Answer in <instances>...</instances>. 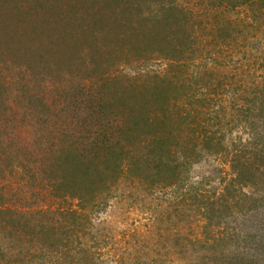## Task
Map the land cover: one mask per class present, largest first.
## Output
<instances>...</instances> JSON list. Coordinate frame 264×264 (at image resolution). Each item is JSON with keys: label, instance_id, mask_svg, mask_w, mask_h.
Wrapping results in <instances>:
<instances>
[{"label": "rangeland", "instance_id": "1", "mask_svg": "<svg viewBox=\"0 0 264 264\" xmlns=\"http://www.w3.org/2000/svg\"><path fill=\"white\" fill-rule=\"evenodd\" d=\"M179 4L185 16L166 29V3L148 0L140 50L115 61L100 45L86 44L79 59L58 52L65 42L53 35L70 13L61 3L42 12L40 28L55 29L48 41L43 29L33 37L57 62L0 53V204L36 225L23 251L33 264H244L251 255L264 264V0ZM137 97L179 144L161 151L149 129L130 131ZM108 138L118 168L93 173L99 184L81 183L75 197L57 184L49 171L59 153L107 154ZM2 225L13 261L16 240Z\"/></svg>", "mask_w": 264, "mask_h": 264}, {"label": "trees", "instance_id": "2", "mask_svg": "<svg viewBox=\"0 0 264 264\" xmlns=\"http://www.w3.org/2000/svg\"><path fill=\"white\" fill-rule=\"evenodd\" d=\"M51 1L53 2L52 8L50 4ZM147 1L148 0H112L111 3L110 0H85V2L82 0H0L1 56L3 57V60L6 59V61L9 59L13 61L16 57H18L21 58L20 62L22 60H25V62L27 61L29 63L32 61L33 64H35V62H39L45 66H50V64H47L48 60H50V63L52 61L57 62L55 59H50L52 56L51 47L50 45H47V41L50 36H48L45 32L47 29H49L47 32H50L51 30L54 32L55 29H52V27L43 29L40 28L39 24L43 23V18H45L44 15L46 13H51V11L55 12L56 8L54 7H57L60 3L62 6L61 8L59 7L58 12L67 11L69 9L70 13L64 14L63 17H65L66 20L62 19V21H60L59 24L61 26L60 28L56 29L53 35V43L56 42L59 45L61 40L65 42L62 45L60 44L62 49H60V45L58 46V52L66 53L67 55L73 56V58L79 59L78 57H81V49L87 44L88 46L92 47H96V45L106 47L107 53L104 57L110 54L111 50H116L118 54H113L111 57L108 56V61H115L119 59V52H123L125 55H127L129 52L137 53L141 48L140 43L142 37L140 35L143 34V28L147 26L146 22L150 20L148 16L151 15H148L149 12H147L145 9H142L141 11L142 6L146 4ZM150 1L155 2V0ZM163 1L166 3L167 9L163 12L162 24L163 27L167 29V26L174 24L173 21L176 18L185 16L182 13L185 9L181 4H179L180 0ZM229 1L231 3L234 1H249L251 4L256 2V0ZM110 4L113 6H110ZM148 5L151 6V4ZM66 6L68 8H66ZM132 8L135 11H130ZM143 8L145 7L143 6ZM43 11H46V13H42ZM58 12H56V14H58ZM131 12L135 13L131 14L129 17ZM135 14L137 17L131 20L130 18H132ZM40 19L42 22H38L41 21ZM42 26H44V24ZM40 29H43L41 33L47 39L45 46L37 44L33 39L35 34L38 33ZM82 37H85V40H83ZM8 38L10 42L6 40ZM56 38H58V40ZM93 39L95 41L97 39L102 41L101 43L87 42V40L90 41ZM89 52L90 54H92V52L95 54V52L99 53L100 50L91 48ZM46 58L48 60H46ZM169 82L171 83V81ZM168 84L165 81L163 82V86L168 87ZM158 95L160 100L157 103L161 102V99L166 100L167 105H165V107L170 108L169 98L167 96L162 97L161 92ZM137 99L138 100L136 102L133 101L128 105L130 118L127 120L125 125L128 126L130 131L135 132L134 128L139 130L149 129L151 135H147V137L149 140L155 142L158 150L161 151L165 148L167 151H169L179 144L178 138L175 137L176 134L168 133L164 128L163 131H159L160 125H165L167 122H162V120H160L157 116H149L148 111L151 109L147 106L152 104H147L144 106L142 104L143 102L149 103L150 101H141V99L138 97ZM3 100L4 99L0 97V102H3ZM155 100H157V98L153 101ZM155 110L157 109L152 108V111ZM171 110L172 109L170 108L168 111ZM143 115L146 118H143ZM165 116L167 117L166 114ZM123 128L121 127L122 131H126ZM107 142L109 143L107 144L108 152L107 154L103 152V154L100 156L98 154L92 156L87 153H78L77 151L73 150H70V152L59 153L53 162H51V168L49 172H52L57 177L55 178L59 180H57V184L60 186L63 185L67 193L73 197L77 196L75 194L80 193V187L82 186L81 183H95L97 181V184H99L100 181L98 180L100 179L95 180V177L92 176L93 173L96 171L103 173L102 168H110L111 165L116 166V168L119 167L120 164L117 162V159L112 156L114 155L113 151L116 148L117 142H115L113 138H108ZM154 153H159V151H154ZM9 155H11V153ZM50 179L52 180L53 177ZM18 211L19 210L16 209L15 212V210H13V208H11V206L7 205L6 203L0 204V220H2L0 223L2 224L3 222V233L6 238L11 239L9 240L10 242L12 241L14 243L16 240L17 243H10V245H7L11 248L16 246L18 249L17 255H13L11 253V256L13 257V261H11L7 259V253L4 250L3 243V247H0V261L3 260L1 262L3 264H33L34 262L32 258H28L31 253L23 254V251L27 241H29L27 240V228L29 229L34 226L36 227V225L33 222H30L29 219H24L23 215ZM66 212L72 215L75 214V211L72 209H68ZM66 224L69 225V223ZM41 228H43L42 232L43 235H45V227L42 225ZM45 238L47 237L45 236ZM45 240L46 239H43L42 236L33 238V241L36 242H46ZM216 240L217 239H214L213 241ZM62 241L63 239L61 238L59 242L61 243ZM253 262L254 256L251 255L245 258L244 264H251Z\"/></svg>", "mask_w": 264, "mask_h": 264}]
</instances>
